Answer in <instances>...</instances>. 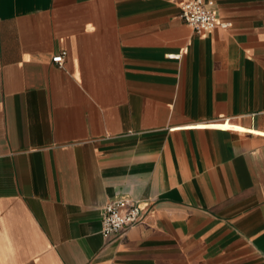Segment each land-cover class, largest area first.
I'll return each mask as SVG.
<instances>
[{
  "label": "crops",
  "instance_id": "1",
  "mask_svg": "<svg viewBox=\"0 0 264 264\" xmlns=\"http://www.w3.org/2000/svg\"><path fill=\"white\" fill-rule=\"evenodd\" d=\"M184 1L0 0V264H264V0Z\"/></svg>",
  "mask_w": 264,
  "mask_h": 264
},
{
  "label": "built area",
  "instance_id": "2",
  "mask_svg": "<svg viewBox=\"0 0 264 264\" xmlns=\"http://www.w3.org/2000/svg\"><path fill=\"white\" fill-rule=\"evenodd\" d=\"M215 0H187L181 5L183 20L190 25L196 34L202 35L217 27L227 29L229 23L219 21L213 9ZM67 52L55 57L54 62L63 66ZM150 210L142 206L138 200L119 198L110 201L104 208L102 223L103 236L109 241L122 238L126 232L141 224Z\"/></svg>",
  "mask_w": 264,
  "mask_h": 264
}]
</instances>
